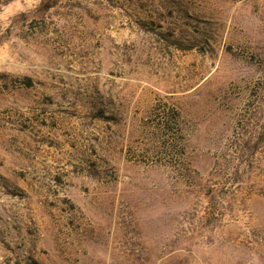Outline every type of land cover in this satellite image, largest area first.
<instances>
[{
	"label": "rangeland",
	"instance_id": "374dc122",
	"mask_svg": "<svg viewBox=\"0 0 264 264\" xmlns=\"http://www.w3.org/2000/svg\"><path fill=\"white\" fill-rule=\"evenodd\" d=\"M46 1L0 0V264H264V0Z\"/></svg>",
	"mask_w": 264,
	"mask_h": 264
},
{
	"label": "trees",
	"instance_id": "16d2710c",
	"mask_svg": "<svg viewBox=\"0 0 264 264\" xmlns=\"http://www.w3.org/2000/svg\"><path fill=\"white\" fill-rule=\"evenodd\" d=\"M48 3V7L49 8H52L54 7L55 3H56V0H48L45 2V4ZM100 117H103V115H101ZM169 125V122H166V121H162L159 126L161 129H166V127Z\"/></svg>",
	"mask_w": 264,
	"mask_h": 264
}]
</instances>
